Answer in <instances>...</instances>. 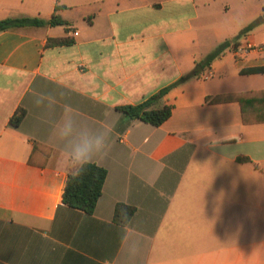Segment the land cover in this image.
<instances>
[{
    "label": "crops",
    "instance_id": "crops-1",
    "mask_svg": "<svg viewBox=\"0 0 264 264\" xmlns=\"http://www.w3.org/2000/svg\"><path fill=\"white\" fill-rule=\"evenodd\" d=\"M18 18L44 25L0 32V264H264V97L206 101L264 91V73L242 74L264 67L242 50L264 45V0H0V21ZM186 76L162 125L118 111ZM40 94L57 102L37 106ZM66 104L111 128L91 215L62 202L52 125ZM118 204L136 208L126 227Z\"/></svg>",
    "mask_w": 264,
    "mask_h": 264
},
{
    "label": "trees",
    "instance_id": "trees-1",
    "mask_svg": "<svg viewBox=\"0 0 264 264\" xmlns=\"http://www.w3.org/2000/svg\"><path fill=\"white\" fill-rule=\"evenodd\" d=\"M64 24L65 22L57 16H54L50 21V25L52 26ZM33 25H44V22L39 21L38 19L29 18L2 20L0 21V32L13 28H20ZM251 27L252 26L245 28L242 31V34L250 30ZM238 39L239 38H236L233 41H226L222 43L218 48H216L211 54H209L205 58L204 62L202 63V66H209L215 59L220 57L224 53V51L230 46L233 45L234 49H236L238 46ZM71 43L72 40H70L69 38H63L58 40L51 39L48 41L47 45L62 46L69 45ZM254 73H264V67L242 71V74ZM188 78L189 76L182 77L172 85L160 90L158 93L151 96L146 101L137 105H127L119 107L118 111H120L126 118L130 120H139L152 126L158 127L172 116L173 111V106H160L162 99L170 92L172 88L182 84ZM255 97H264V91L218 95L213 98L208 97L206 98V101L212 104L240 101L243 104L249 98L252 100ZM25 115L26 111L24 109H19L11 118V124L16 128L19 127ZM248 122L250 121L244 118V123ZM239 161L243 162L247 161V159H239ZM107 174L108 172L104 167L99 166L95 163H91L86 167V171L79 179H73L72 176L69 175L67 184L63 192L62 202L73 209L81 210L89 215L93 214L96 209L97 203L100 197L102 196ZM122 208L127 210L130 221L136 212V208L133 206L126 204H118L114 212V221L120 225H122L120 221V212Z\"/></svg>",
    "mask_w": 264,
    "mask_h": 264
},
{
    "label": "clouds",
    "instance_id": "clouds-1",
    "mask_svg": "<svg viewBox=\"0 0 264 264\" xmlns=\"http://www.w3.org/2000/svg\"><path fill=\"white\" fill-rule=\"evenodd\" d=\"M45 99L56 101L50 94H40L35 104L41 106ZM52 134L59 145L57 167L69 173L73 179H79L89 164L107 155L111 128L89 126L80 121L71 106L66 104L59 119L52 125ZM120 221L125 227L129 223L130 218L126 209H121ZM139 250L140 246L132 249L128 258H134Z\"/></svg>",
    "mask_w": 264,
    "mask_h": 264
},
{
    "label": "built area",
    "instance_id": "built-area-1",
    "mask_svg": "<svg viewBox=\"0 0 264 264\" xmlns=\"http://www.w3.org/2000/svg\"><path fill=\"white\" fill-rule=\"evenodd\" d=\"M238 48H239V45L237 46L236 50H238ZM242 50L245 51L246 53L250 51H255L259 55L264 56V45H258L252 42H246Z\"/></svg>",
    "mask_w": 264,
    "mask_h": 264
},
{
    "label": "water",
    "instance_id": "water-1",
    "mask_svg": "<svg viewBox=\"0 0 264 264\" xmlns=\"http://www.w3.org/2000/svg\"><path fill=\"white\" fill-rule=\"evenodd\" d=\"M197 71H201V68H199Z\"/></svg>",
    "mask_w": 264,
    "mask_h": 264
}]
</instances>
